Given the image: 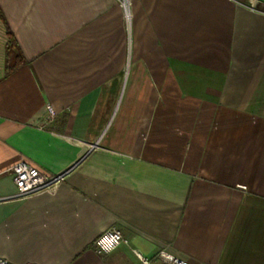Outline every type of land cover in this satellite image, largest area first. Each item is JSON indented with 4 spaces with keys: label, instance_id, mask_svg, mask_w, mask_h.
<instances>
[{
    "label": "crops",
    "instance_id": "1",
    "mask_svg": "<svg viewBox=\"0 0 264 264\" xmlns=\"http://www.w3.org/2000/svg\"><path fill=\"white\" fill-rule=\"evenodd\" d=\"M252 1L130 0L127 32L118 0H0V197L17 162L59 176L0 201V257L264 264V0ZM110 227L125 242L97 254Z\"/></svg>",
    "mask_w": 264,
    "mask_h": 264
},
{
    "label": "built area",
    "instance_id": "2",
    "mask_svg": "<svg viewBox=\"0 0 264 264\" xmlns=\"http://www.w3.org/2000/svg\"><path fill=\"white\" fill-rule=\"evenodd\" d=\"M129 1L130 0H118V3L122 8L123 19L125 20L126 26L128 25V21H130V10L128 7ZM256 4H257V0H253L251 3H249V8L251 10H257ZM53 117H54L53 110L51 109L50 106H47V114L43 118V120H41L40 127H43L48 122L52 121ZM10 170L13 174V181L16 190L13 194L9 196L0 197V201L11 198H23L30 194L36 193L41 189H43L45 186H47V184L51 182L53 179L55 178L57 179L59 177V176L51 177L50 175L43 174L37 168L25 162H17L13 164ZM117 234H118L117 241L111 247H108L107 250H104V248L100 247L97 244V240H99L101 236L104 235L116 236ZM122 242H125V240L123 239L120 231L114 227H110L102 231L100 234H98V236L94 239L93 249L97 254H107L112 250H114ZM134 253L138 259L139 264H190L189 261L175 257L169 254L165 250H159L153 259L142 256L138 252H134ZM162 253H166L167 255L172 256L173 259L169 260L167 258V255L162 256L161 255ZM0 264H11V263L7 259L0 257ZM25 264H34V263H25Z\"/></svg>",
    "mask_w": 264,
    "mask_h": 264
},
{
    "label": "clouds",
    "instance_id": "3",
    "mask_svg": "<svg viewBox=\"0 0 264 264\" xmlns=\"http://www.w3.org/2000/svg\"><path fill=\"white\" fill-rule=\"evenodd\" d=\"M118 239V234L116 236H111V235H104V236H101L99 238V240H97V244L104 248V250H107L108 247H111ZM162 256H166L167 254L166 253H162L161 254ZM167 258L169 260H172L173 257L170 256V255H167Z\"/></svg>",
    "mask_w": 264,
    "mask_h": 264
},
{
    "label": "trees",
    "instance_id": "4",
    "mask_svg": "<svg viewBox=\"0 0 264 264\" xmlns=\"http://www.w3.org/2000/svg\"><path fill=\"white\" fill-rule=\"evenodd\" d=\"M8 53H12L13 56L18 57L19 61H21V56L18 52V49L16 48V46L14 45L12 39L10 38L8 45L6 47ZM13 67H10V69H12Z\"/></svg>",
    "mask_w": 264,
    "mask_h": 264
},
{
    "label": "rangeland",
    "instance_id": "5",
    "mask_svg": "<svg viewBox=\"0 0 264 264\" xmlns=\"http://www.w3.org/2000/svg\"><path fill=\"white\" fill-rule=\"evenodd\" d=\"M120 5V4H119ZM123 22H124V24H125V26H126V23H125V20L123 19ZM126 29H127V32H128V28H127V26H126ZM128 38V33H127V35H126V39Z\"/></svg>",
    "mask_w": 264,
    "mask_h": 264
}]
</instances>
